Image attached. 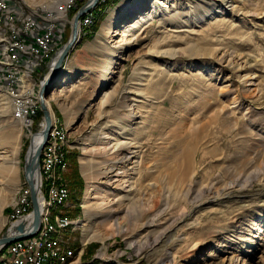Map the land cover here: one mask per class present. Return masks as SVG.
Listing matches in <instances>:
<instances>
[{"label":"rangeland","instance_id":"1","mask_svg":"<svg viewBox=\"0 0 264 264\" xmlns=\"http://www.w3.org/2000/svg\"><path fill=\"white\" fill-rule=\"evenodd\" d=\"M10 1L29 11L44 5L55 10L66 0ZM228 1L231 6L219 0H99L90 11L97 8L104 17L88 35L95 64L68 79L60 70L46 99L52 96L51 125L65 133L67 159L75 153L54 175L64 201L50 209L49 220L62 214L57 211L69 192L73 214L65 216L70 227L51 237L58 264H264V0ZM69 35L70 28L62 47ZM1 69L6 72L0 66V75ZM45 73L29 80L37 97ZM130 105L134 118L127 126ZM61 114L70 119L67 126ZM42 121L32 128L16 120L0 84V164L16 162L14 194L0 211V238L21 207V193L30 199L23 163ZM104 134L111 144L132 138L136 156L119 162L96 150ZM137 162L140 175L130 170ZM116 179L99 206L117 211V220H105L88 206L98 186ZM0 180L3 188L7 179Z\"/></svg>","mask_w":264,"mask_h":264},{"label":"bare ground","instance_id":"2","mask_svg":"<svg viewBox=\"0 0 264 264\" xmlns=\"http://www.w3.org/2000/svg\"><path fill=\"white\" fill-rule=\"evenodd\" d=\"M92 1L93 0H90V2H92ZM219 1H220V4H222V5L224 3H229L230 6L232 5V1H228V0H219ZM103 2H104V0H100V3H103ZM61 4H63V2ZM213 4H215V2ZM99 5H101V4H99ZM4 8H6V11H8V15H0V30H2V27H4L3 28L4 29V35L0 39V43H1V41H3L4 43L6 41L7 44H5L3 47L0 48V66L1 67L4 66L6 68V72H4L5 69L4 70L1 69L2 74L0 76L3 78V81H6L8 78V75H10V72H8L10 70L9 59L10 58H17V50H10L12 47V40L17 39L22 32L26 31V21H30L32 19V12L43 13V12H50L53 10L49 9L48 7H46L44 5V6H40L38 9H36V11L33 10V11H29V12H24L19 7L17 9V5H15V4L11 5L10 1L0 0V9H4ZM56 8H58V6ZM223 11H225V10L223 9ZM15 13H16V17H15ZM92 14L93 13L89 11L80 19V21H79L80 30H81V28L86 29L90 26L91 21H92ZM8 17H15L12 24H11V19H9ZM112 17H113V15L110 16V19H112ZM87 19H89V20H87ZM108 24H109V22H107L106 25H108ZM5 34H9V36L6 37ZM7 39H9V40H7ZM39 55H41V47H34V52H32V59H39ZM55 61H56V59L53 60V62H55ZM187 66L185 68H187ZM22 67L23 66H21V64L12 65V76L14 77V81L17 82V85H16V88L14 90H12V94L10 93V91L6 90L8 96L10 97V99L12 101L13 115H14V118L16 120H23V118H22V114H16V110H15L16 109V100H14V98H21L22 97V99H31V97H37V95L34 91V87H32V86L29 87L30 90H23L24 85L20 79V75L18 74L19 70L22 69ZM185 68L183 67L181 69L180 73L185 72ZM59 71H58V73H59ZM58 73L56 74V76L52 82H48V86H50L52 83H54ZM50 100H52V96L50 97L49 101L48 100L45 101V104H46V109L49 113V116H51V118H52V113H51L50 103H49ZM133 107H134V105H130L128 107V110H127V116H126V118H127L126 123H128L127 126L129 125V123L131 121H133V118H134ZM55 132L59 133L58 141H55V134H54ZM127 132H128V135L133 134V131L131 130V128H128ZM192 136L196 137V134L194 133V134H192ZM109 138H110V135H108V134H104L102 137H100L97 141L98 148L96 150H98L102 153L111 152L112 158L117 159L119 162L130 161L136 156V152L133 151L132 147L134 148V145L136 146L137 142H133L132 138H130V139L125 138L126 141L114 142L112 144H111V141H109ZM39 140H40V135L36 136V138L34 139L32 151H34V148L38 144ZM65 147H66L65 133L60 128H58L57 125H55V124L51 125L50 131L48 133V139H47V141H46V143H45V145L41 151V153H44V158H49V163L47 166L48 180L44 183L45 184L44 188H45L46 194L44 196V204L43 205H41V199L39 197V193H37L38 194V209H39V214H40L39 228L37 230V236L39 239V241L37 243V257H40V259H38V264H58V262H59L58 252L55 249L53 243L51 242V237L53 234L59 233L60 231L67 229L71 225L70 220L67 217L62 216V215H56L53 217V220H51V218L49 220L50 209L52 207H59V206L63 205V201H64V195H63L64 193L55 185L54 175L58 170L63 169L65 167L64 152H63V150H65ZM135 148H138V147H135ZM187 148H189V147H187ZM53 150H55V156L54 157H53ZM16 151H17L16 149L15 150L13 149V151L11 153L12 157L16 153ZM33 155H35L34 152H33ZM0 157L3 158L1 155H0ZM15 164H16V162L15 163L0 164V176H5L7 179L6 184L4 185L3 188H2V184H3L2 180H0V191L4 192L0 196V211H1V208L3 207V205L5 204L6 196L8 195V193L14 194V190H15L14 186L16 183L15 182V166H14ZM120 170H121V168L117 167V165H116V167H114V171L116 172V174H115L116 178H119V175H120L119 171ZM130 170L133 172L137 171V173L140 175L141 174L140 163L139 162L135 163L134 167L130 168ZM119 180L120 179H116V180H114V182L109 181L107 183L108 184L107 187H105L103 189L98 186L96 188L97 191L95 193V196H93V198L91 199V200H94V202L88 206L89 209L101 210L105 220H114V221L117 220V216H118L117 211L110 209L107 212V211H105L106 209L103 208V206H99V205H102L103 201L107 198L105 196V192L108 189H110V187H112L113 183L119 182ZM42 187H43V183H42ZM51 193H52V195H51ZM114 198H112V200L113 199L114 200L119 199L116 197H114ZM23 199H26V198H23ZM113 203H115V201ZM19 204L21 206V200H20ZM141 207H142V210H145V211H149L151 209L150 206H147V205H141ZM186 214H188V213H186ZM186 214L182 213L183 216H185ZM183 216H181L178 220H182ZM27 219H28L30 224L31 223L34 224V222H35L34 221V214L29 215V217ZM22 222L23 221L20 220V221L14 223L12 225V227L14 228V226H16L14 229H17V228L18 229L19 228L24 229V224H22ZM33 224H31V225H33ZM33 242H34V235L32 237L17 240V241H14V242L8 244L6 247H4L0 251V261L3 260V256L7 255V247H15L17 244H22V243L23 244H32Z\"/></svg>","mask_w":264,"mask_h":264},{"label":"built area","instance_id":"3","mask_svg":"<svg viewBox=\"0 0 264 264\" xmlns=\"http://www.w3.org/2000/svg\"><path fill=\"white\" fill-rule=\"evenodd\" d=\"M83 1L84 0H66L62 5H59V7L53 11L43 13L32 12V19L30 21H26V31L22 32L17 39L12 40V47L10 50H17V58L9 59L10 75H8L6 81H0V84H4V89L10 91L12 94V90L16 88L17 82L14 81V77L12 76V65L14 64H21L27 75V82L24 84L23 90H30L29 80L30 78H33V75L36 72L44 71L46 72L44 76H46L50 70L53 59L63 48L62 44L68 34L69 28L71 32L72 19L69 21V14L72 13L78 4ZM62 14L64 17H62ZM0 15H8L6 8L0 9ZM15 17H8L11 19V24ZM34 47H41V55H39V59H32ZM14 100H16V114H22V118L23 121L26 122V126H32L33 128L38 112L40 111L39 98L31 97V99H22L21 97L14 98ZM42 124H44L43 121L38 125L40 129ZM54 134L55 141H58L59 133L55 132ZM54 156L55 150H53V157ZM48 163L49 158H44V153H41L39 186L41 205L44 204V196L41 194V185L48 180ZM30 211L31 201L30 199H22L21 193V207L13 216L5 235L10 236L18 234L12 225L20 220L24 222L25 232L30 230L32 225L27 221V218L31 215ZM38 241L39 239L36 232L34 235V242L32 244L22 243L17 244L15 247H7V255L3 256V260L0 261V264H38V259H40V257H37ZM60 264H65V261Z\"/></svg>","mask_w":264,"mask_h":264},{"label":"water","instance_id":"4","mask_svg":"<svg viewBox=\"0 0 264 264\" xmlns=\"http://www.w3.org/2000/svg\"><path fill=\"white\" fill-rule=\"evenodd\" d=\"M98 4V0H93L90 2L88 0L84 5H82L73 15L72 21H71V32L70 37L67 40L66 44L62 48V53L57 57L55 62L51 63V67L49 72L46 74V76L40 78L41 85L38 91V98H39V107L40 111L42 113V119L44 123V127L42 130H40L37 133H34L31 135L29 140V146L27 149V152L24 157V163H23V177L28 185L29 194H30V201H31V214H34V224L31 226L30 230L26 231L23 228H17L14 229L18 234L16 235H3L0 238V251L7 246L8 244L32 237L35 235L39 228V209H38V194L39 186H40V155L41 151L48 139V133L51 128V118L49 116V113L46 109L45 101L48 99L49 95L52 92V89L54 88V83H52L50 86H48V82H52L58 73L59 70L63 69V64L68 57V54L71 53V51L76 47V45L80 41V27H79V21L80 19L89 11H91L96 5ZM61 76V75H60ZM101 90H99L98 93H100ZM99 95V94H97ZM36 135H40V140L38 144L35 146L34 151H32L33 148V142L34 137ZM33 152L35 155H33Z\"/></svg>","mask_w":264,"mask_h":264},{"label":"crops","instance_id":"5","mask_svg":"<svg viewBox=\"0 0 264 264\" xmlns=\"http://www.w3.org/2000/svg\"><path fill=\"white\" fill-rule=\"evenodd\" d=\"M8 1H10V0H8ZM10 4L12 5L13 3H11V1H10ZM18 7L21 8L22 11H24V12L33 11V10H29V11L27 10L26 11L21 5L17 6V9H18ZM38 8L39 7H37L36 9H38ZM36 9H34V11H36ZM89 34H91V29L90 30H86L85 32L82 33L81 40L84 41L83 44H82V46L80 47L79 50H74L72 52V54L65 60V62L63 64V72L66 75V78L67 79L70 78L72 75L73 76L74 75L81 76L82 74H84L88 70L87 67H86V63L88 65L95 64V63H93L95 61V58L93 57L94 54H92L90 51H88L89 49H91L93 47V46H90V42L88 41V40H90V38L88 36ZM22 71L24 72V70L20 69L19 70L20 73L18 72V74L20 75L21 81H22V78L24 76L23 75L24 73ZM97 71H98V69H97ZM101 71H103V69ZM22 83H23V81H22ZM23 85H24V83H23ZM59 118H60L62 124L64 126H67V122L66 121H69L70 120L68 118V116H66L67 120L65 119V117L62 114H61V116ZM69 199H70V196H69ZM69 199L65 203L64 207L62 209H60V210L57 211V213H60L61 212L62 213L61 214L62 216H67L68 218H70L69 217V215L71 213L70 212V209L72 207L69 204ZM75 262H76V264H78L77 261H75Z\"/></svg>","mask_w":264,"mask_h":264},{"label":"trees","instance_id":"6","mask_svg":"<svg viewBox=\"0 0 264 264\" xmlns=\"http://www.w3.org/2000/svg\"><path fill=\"white\" fill-rule=\"evenodd\" d=\"M106 1V0H105ZM115 2L117 1H119V0H114ZM107 3L109 4L110 3V0L108 1L107 0ZM97 9V8H96ZM96 9L94 10V12H93V14H92V21H91V23H92V31L94 32L95 31V29L97 28V26H98V24H99V22L100 21H102L103 20V15L101 14V12H97L96 13ZM74 12V10L72 11V13ZM94 13H96V17H95V14ZM91 25V24H90ZM94 25V26H93ZM89 28V27H88ZM88 28H86V29H84V30H87ZM41 116H42V113H41V111H39L38 112V115H37V118H36V121H39L40 120V118H41ZM63 152H64V160H65V164H66V166H68V161H69V163L70 162H72L73 160H74V156H75V153H74V151L73 152H71L70 154H69V156H68V160H67V155H66V150H63ZM45 183V182H44ZM43 183V194H45L44 193V184ZM68 190V189H67ZM69 192V191H68ZM69 196H70V193H69ZM69 196H68V199H69ZM67 199V200H68ZM54 217V216H53ZM69 217L70 218H73V214L71 213L70 215H69ZM51 220H53V218L51 219Z\"/></svg>","mask_w":264,"mask_h":264}]
</instances>
